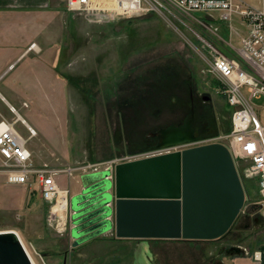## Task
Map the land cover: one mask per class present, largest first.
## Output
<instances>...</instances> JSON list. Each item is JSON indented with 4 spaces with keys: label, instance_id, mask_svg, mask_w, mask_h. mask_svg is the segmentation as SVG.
Returning a JSON list of instances; mask_svg holds the SVG:
<instances>
[{
    "label": "rangeland",
    "instance_id": "obj_1",
    "mask_svg": "<svg viewBox=\"0 0 264 264\" xmlns=\"http://www.w3.org/2000/svg\"><path fill=\"white\" fill-rule=\"evenodd\" d=\"M242 1L263 6L262 0ZM202 17L173 10L110 21L70 13L59 0L2 16L1 29L17 45L0 48L6 58L0 92L17 114L0 97V120L1 115L10 121L21 115L36 131L29 144L35 163L59 169L97 164L101 170L113 159L141 153L149 132L184 118L187 111L174 102L177 95L187 97L189 86L213 99L210 106L223 116L225 133L232 112L219 87L214 88L210 46L236 56L234 48L241 47L247 26L239 16L231 21ZM16 128L30 136L21 120ZM237 162L247 200L230 232L218 241H191L166 250L164 240L118 239L111 233L74 248L68 231L48 224L50 207L36 185H10L1 176L0 232L18 233L36 264H255L253 251L264 246V225L255 226L251 210L259 185L244 178V163ZM82 173L62 174L58 182L63 188L72 182L74 196L82 189ZM231 247L243 253H222Z\"/></svg>",
    "mask_w": 264,
    "mask_h": 264
},
{
    "label": "water",
    "instance_id": "obj_2",
    "mask_svg": "<svg viewBox=\"0 0 264 264\" xmlns=\"http://www.w3.org/2000/svg\"><path fill=\"white\" fill-rule=\"evenodd\" d=\"M192 116L150 134L159 141L152 150L173 151L119 163L114 180L110 170L81 176L82 189L70 203L74 248L110 232L147 240H215L228 232L244 205V189L224 145L188 148L199 140ZM0 264H33L13 231L0 232Z\"/></svg>",
    "mask_w": 264,
    "mask_h": 264
},
{
    "label": "built area",
    "instance_id": "obj_3",
    "mask_svg": "<svg viewBox=\"0 0 264 264\" xmlns=\"http://www.w3.org/2000/svg\"><path fill=\"white\" fill-rule=\"evenodd\" d=\"M70 13L88 18L116 21L127 17H140L150 13L173 14V10L190 16L196 14L217 16L220 21L242 18L247 32L241 37L236 56L229 57L210 46L213 59L208 63L209 73L219 83V90L231 109V129L211 141L225 144L237 161H243V176L257 180L258 199L251 204L253 218L264 223V0L262 8H254L242 0H59ZM165 15V14H164ZM17 120H0V176L11 185H36L39 196L48 203V224L58 232L69 227L70 188L58 182L62 174L98 170L100 165H85L59 169L48 164L38 166L29 148L35 135L25 138L16 128ZM159 152L144 154L150 156ZM142 156V157H143ZM128 157L108 162L109 179L114 167ZM66 204L65 210L60 206ZM244 210V209H243ZM244 212V211H243ZM246 216V215H245ZM246 218V217H245ZM255 264H264V247L253 251Z\"/></svg>",
    "mask_w": 264,
    "mask_h": 264
},
{
    "label": "flooded vegetation",
    "instance_id": "obj_4",
    "mask_svg": "<svg viewBox=\"0 0 264 264\" xmlns=\"http://www.w3.org/2000/svg\"><path fill=\"white\" fill-rule=\"evenodd\" d=\"M214 83V88L217 89L218 85ZM174 105L181 107L182 109L186 110L187 113L185 114L184 118L180 121H178L176 124H169L166 125L163 123V126L160 125L158 129H155L154 131L149 132L146 135L145 143L142 145L141 153L136 154V156H141L148 151L154 149L158 144V138L152 137L150 134L156 132L160 129L168 128L172 125L178 126L184 123L185 119L189 115H193L192 120V128H193V137L198 140V143H202L205 140L213 138L215 135H217L221 130L222 122H223V116L218 114L216 111V108L213 106H210V104L213 102V99L209 95H201L200 93L197 94L193 91L192 86H189V93H187V97H180V95H177ZM160 111V109H159ZM198 111L201 112V114L198 113ZM133 149L137 151V145L135 144L133 146ZM255 226L259 224V221L257 219L253 220ZM199 241H210L213 242L215 240H199ZM222 253H227L225 250Z\"/></svg>",
    "mask_w": 264,
    "mask_h": 264
},
{
    "label": "crops",
    "instance_id": "obj_5",
    "mask_svg": "<svg viewBox=\"0 0 264 264\" xmlns=\"http://www.w3.org/2000/svg\"><path fill=\"white\" fill-rule=\"evenodd\" d=\"M48 1L49 0H0V18L3 16V17H8V16H18V9L20 8H38V7H43L45 5L48 4ZM8 15V16H7ZM16 32V31H15ZM7 31L6 29H1L0 27V48H4L6 49L7 46L9 45L11 49H14L13 47L15 45H17V43H13L12 41H8L7 38ZM4 58V59H3ZM5 56L1 53L0 54V68L3 67V64L4 62L6 61L5 60ZM2 72H0V79L2 77ZM0 97L2 100H4L7 105L11 108V107H14L6 98L5 96L0 92ZM15 108V107H14ZM16 109V108H15ZM230 152V151H229ZM231 154V153H230ZM232 156V155H231ZM233 159V163H234V166L237 170V173H238V176H239V179L241 181V184H242V187H243V183H242V178L240 176V171L238 170V162L236 159ZM2 177V176H1ZM4 178V177H3ZM5 179V178H4ZM63 187H66V186H63ZM244 189V187H243ZM244 193H245V190H244ZM245 201H246V193H245ZM245 203V202H244ZM108 235H112L111 232L110 233H107L105 236L107 237ZM103 236V237H105ZM98 239H102V238H98ZM96 239V240H98ZM96 240H92V241H89L85 244H83L84 246L87 245V244H90V243H93L94 241ZM151 241H157V240H164V246H165V249L167 248H174V249H180L182 248V246H189L187 242H191L189 240H168V239H149ZM74 241V240H73ZM156 244V243H155ZM166 249V250H167Z\"/></svg>",
    "mask_w": 264,
    "mask_h": 264
},
{
    "label": "bare ground",
    "instance_id": "obj_6",
    "mask_svg": "<svg viewBox=\"0 0 264 264\" xmlns=\"http://www.w3.org/2000/svg\"><path fill=\"white\" fill-rule=\"evenodd\" d=\"M33 49H35V50H39V48L37 47V45H34L33 46ZM183 93V92H182ZM19 120H21L23 123H25L26 125H27V127L29 128V130H31L34 134H36V131L25 121V119H23L22 118V116L21 115H19ZM135 123H137V122H135ZM134 124V123H133ZM138 124H139V122H138ZM132 125V124H131ZM135 125V124H134ZM131 127V126H130ZM132 130V129H131ZM129 133H130V131H129ZM130 135V134H129ZM65 207H66V204H63V205H61L60 206V210H65ZM16 233V232H15ZM18 234V233H17ZM30 257H31V255H30ZM31 260H32V263L33 264H36V262L34 261V259L31 257Z\"/></svg>",
    "mask_w": 264,
    "mask_h": 264
},
{
    "label": "trees",
    "instance_id": "obj_7",
    "mask_svg": "<svg viewBox=\"0 0 264 264\" xmlns=\"http://www.w3.org/2000/svg\"><path fill=\"white\" fill-rule=\"evenodd\" d=\"M230 129H231V127H230V124H229V128L226 130V132H228V131H230ZM216 136V135H215ZM229 232V231H228ZM227 232V233H228ZM225 236H227V234L225 235ZM113 238H116V237H113ZM264 247V246H263Z\"/></svg>",
    "mask_w": 264,
    "mask_h": 264
}]
</instances>
